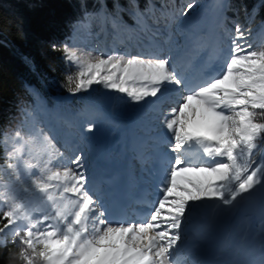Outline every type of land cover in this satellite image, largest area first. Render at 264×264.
I'll list each match as a JSON object with an SVG mask.
<instances>
[{"label":"snow or ice","instance_id":"obj_1","mask_svg":"<svg viewBox=\"0 0 264 264\" xmlns=\"http://www.w3.org/2000/svg\"><path fill=\"white\" fill-rule=\"evenodd\" d=\"M223 31L196 44L207 57L195 80L161 51L93 54L65 44L64 59L76 69L66 77L70 93L101 85L137 104L155 98L148 139L157 150L156 196L134 213L113 210L90 185L82 150L66 155L33 121L0 132V209H7L0 247L18 240L26 264H181L184 226L202 211L210 220L201 238L213 235L217 219L249 212L248 230L233 247L243 251L258 239L264 252V47L253 48L239 23Z\"/></svg>","mask_w":264,"mask_h":264},{"label":"trees","instance_id":"obj_2","mask_svg":"<svg viewBox=\"0 0 264 264\" xmlns=\"http://www.w3.org/2000/svg\"><path fill=\"white\" fill-rule=\"evenodd\" d=\"M117 1L125 5L133 0ZM138 1L141 8L147 5V0ZM110 2L113 7L117 3ZM229 3L228 14L243 26L249 24L259 41L263 37L256 48L264 47V0ZM97 6L98 0H0V132L26 124V112L35 110L33 91L50 105L57 96L72 100L75 94L67 90L66 77L76 70L65 62L63 48L74 24ZM4 158L0 144V164ZM20 247L11 242L0 247V264H26Z\"/></svg>","mask_w":264,"mask_h":264},{"label":"rangeland","instance_id":"obj_3","mask_svg":"<svg viewBox=\"0 0 264 264\" xmlns=\"http://www.w3.org/2000/svg\"><path fill=\"white\" fill-rule=\"evenodd\" d=\"M226 2L227 0H171L169 3L163 1H151V5L148 7V9H146L145 12L142 13V17L137 16V13L141 12L134 11V15L132 14V18H134L135 20L136 18L140 19L142 22V26H146L149 30L148 32L150 33L156 32L163 35L168 34L171 37V48L167 52H164V55L170 54L173 56L174 53L179 50L178 46L181 39H186L187 41H189V43L193 44L196 47V44L201 40L211 43L218 36L224 35V28L234 29V25L236 23L240 24V22H236V20L232 23H228L227 20L222 19L221 13ZM188 3H193L192 9L187 8ZM119 8H121V6ZM116 12L117 14L119 13L118 11ZM131 12L132 11H125V13L127 14H131ZM181 12L185 14L183 16H179L178 14ZM102 13L107 17V20L114 19L119 21L121 19L120 15H117L116 13H108L106 8H103ZM95 14L87 17L85 21L79 22L75 26L71 38L68 42V45L70 47H77L85 52H95L93 54H96L97 52H105L99 51V45L91 35L93 29H95L94 25H96L95 21L93 20L95 18ZM120 14H122L121 11ZM174 14L177 16V18L175 19H173ZM150 16H153V18H155L156 20L151 18ZM161 16L162 19H164L162 21L157 20ZM221 25H223V27H221ZM241 27L242 29H248V33L246 36L247 42L250 43L254 48L256 39H254L253 37L250 26L241 25ZM177 32H180V34H178ZM155 34L153 35L155 36ZM161 37L162 36H160V38ZM114 38L115 37L112 36L108 40L111 45L108 46L110 47L108 53L111 54L114 51H120V53L123 54L125 52V48H120L114 45L112 46L111 43L113 42ZM224 39L227 40V36H224ZM196 52L199 57L207 55L206 51L198 52L196 49ZM82 92L86 97V103L83 109L85 110L88 108L90 112L95 116L96 114H104V121L98 124L97 128L96 125L94 126L95 132L99 127L103 128L102 126H105V123L103 122H105L106 120L111 122L112 125L108 126V129L110 127L111 129L108 131L109 134L107 135L108 139L111 142V145L116 142L117 138L122 137L130 139L132 138L136 141H139V136L143 135L141 128H146L152 131L151 136L155 135V131H153L154 125L156 123L153 119L154 114L150 111V108H148L149 105L153 103L155 98H147V101L149 100L147 103L140 102L139 104H137L125 94L105 89L101 85H94L92 89ZM146 104L148 106H146ZM37 106L38 109L33 115L28 117L26 125L31 126L34 121L37 127H43L45 131L48 132L46 129L47 122H54L57 133L63 135L59 136V141H56L57 147L60 149H62V142L66 141V139H68V134L72 132L74 124L82 128L81 124L85 123L87 119L86 115L82 111L83 109L80 111H73L70 109V107H65L61 102H58L55 108L47 109L45 100L38 97ZM161 106L166 107L167 105L166 103H162ZM130 111L134 113L131 114ZM128 118L131 119L130 122H126V119ZM90 119H93V117H91ZM25 128L27 130V127ZM158 130L166 131V129H163L162 126ZM70 154L71 152L66 153V155ZM256 159H260L259 154H257ZM137 165H140V162H137ZM143 166L144 165L141 164L139 167ZM4 179H7L6 175L4 176ZM0 182H3V180H1ZM0 191H2V189H0ZM246 207H249V205H246ZM4 210H7L6 207L0 209V214H2V211ZM208 215L210 217V214ZM205 216H207V214H205ZM220 220L221 219H217V221L214 222L216 223L214 224V235L209 236L206 239L201 238L200 235V233L204 231V228L202 226L198 228L197 233L199 239H197L199 241L202 240L203 242H201L199 245L196 244L197 247H199L200 251L210 254L216 249L215 244L218 241L221 228L215 230V227H217V225L220 223ZM237 222L241 224L240 219ZM256 230L258 229H255V227H253L252 233L254 234ZM215 234L218 235V237ZM212 239H214L213 243H211ZM254 241L260 247L258 239ZM222 246H220L219 243L218 248Z\"/></svg>","mask_w":264,"mask_h":264},{"label":"bare ground","instance_id":"obj_4","mask_svg":"<svg viewBox=\"0 0 264 264\" xmlns=\"http://www.w3.org/2000/svg\"><path fill=\"white\" fill-rule=\"evenodd\" d=\"M158 19L162 20V16L159 17ZM106 20L107 19H106L105 15L103 13H100L97 17H95L94 21L96 23V27L91 32V35L93 36L92 38L95 39V41L99 45L98 46L99 47V51H105V53H108V51L110 49V47H108L110 45V43H108V40H109L110 36H113V34L110 31L107 30V26L108 25L106 23ZM174 31H176V30H174ZM177 33L180 34V32H177ZM166 37H169V36L162 35V42L163 43L150 41V40L139 39V40L135 41L134 43H131L130 46H127L125 48V50H126V52H129V53H132V54H136V53H139V52H142V51H161L162 54H164V52H167L171 48L170 45H169V41L167 43H165ZM180 45L184 48V53L181 54L180 57L176 58L175 60L180 65V68L182 69L183 65L186 63V61H185L186 58L188 56H192L193 54H196V48L194 46H189V42L188 41L181 42ZM88 48H89V46H88ZM93 53H95V52H93ZM198 76H199V74L197 76H189V77L192 78L193 80H195L196 78H198ZM148 99H154V98H148ZM146 106H148V105L146 104ZM130 112H132V111H130ZM86 116H87L86 117L87 119H90L91 117H93V118L99 117V122H98L99 124L102 121H104L103 120L104 114H99V115L96 114V116H95V115H93L90 112L89 109H87V111H86ZM103 123H105V126L101 125L103 128L99 127L98 129H96V132H95V129L93 128V130L90 133L91 135L90 136L88 135V137L91 139V143L88 146L85 143L81 144L82 146H84V148H87V147L91 148L92 153H93L94 150H96L98 148H102V147L106 146L110 142V140L108 139L107 135H108V131H109L108 126H110L112 124H111V122H108L107 120L105 122H103ZM95 125H96V128H97L98 124H96L95 121L93 120V121H91L88 124V127L89 126L94 127ZM147 138H149V136ZM68 142H71V141H68ZM151 142H152V140H150L148 145H146V146L149 147V149L152 147ZM103 158L104 157H102V159ZM122 160H123V157H122ZM89 161L92 162L91 157L89 156V154L84 155L83 156V162H84L85 167L86 166L88 167V169H86V171H85L86 174L88 175V177H89V173H88L89 171L88 170H90V169L94 170V166H95V164H93L92 167H91L89 165ZM93 162H94V160H93ZM2 184H3V182H0V185H2ZM90 185H92V186L94 185L93 181L90 183ZM258 214L259 213H258V209H257L256 210V216L257 217H258ZM245 217H246V215H245V213H243V214H241V216L238 219H221L220 220V223L217 225V227H215V230H218L219 228H221V230L219 232L218 241L215 244L216 249L214 251H212L210 254L200 251L199 247H197V245L195 243H192L191 247H190V244H188L186 242L187 241L186 240L187 239V233L189 231V229H187V224L190 222V220H189V222L184 226V238H183V240L180 243V246L178 248L177 259L179 261H182L183 259L185 260V258H187L186 260H188V257L190 255H192L193 256L192 259L195 262L198 258H201L202 256H206V258H208L210 256H214L218 252L219 256H221L222 258L223 257H227V255H235V253H237V254L241 255L240 257H237V258H240L241 261L244 260V261H247V262H251V261L254 260L253 263H255L256 259L259 257L260 254L264 255V252H262L260 250V247L258 246L257 243H255V241H251L246 246V248L243 251H237L236 248L233 247V243H232L234 239H238L240 235L244 234V232L246 230H248L249 223H248V221H247V219ZM239 219L241 220V224H239L237 222ZM214 224H216V223H214ZM254 227H255V229H258V220L256 221ZM191 229H195L196 230V229H198V226L194 225ZM216 236L218 237V235H216ZM250 240H251V236H250ZM219 241L220 242L223 241V246L218 248L219 243H220ZM213 242H214V239L211 240V243H213ZM210 258H215V257H210ZM216 259H218V258H216ZM226 261L227 260H225V262Z\"/></svg>","mask_w":264,"mask_h":264},{"label":"water","instance_id":"obj_5","mask_svg":"<svg viewBox=\"0 0 264 264\" xmlns=\"http://www.w3.org/2000/svg\"><path fill=\"white\" fill-rule=\"evenodd\" d=\"M247 214H250L249 212H247Z\"/></svg>","mask_w":264,"mask_h":264}]
</instances>
